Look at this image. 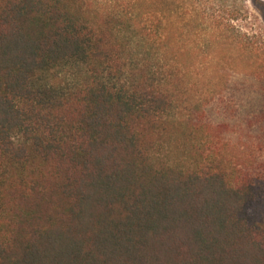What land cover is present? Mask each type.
<instances>
[{"label":"trees","instance_id":"obj_1","mask_svg":"<svg viewBox=\"0 0 264 264\" xmlns=\"http://www.w3.org/2000/svg\"><path fill=\"white\" fill-rule=\"evenodd\" d=\"M125 5L0 0V264H264V37L180 115Z\"/></svg>","mask_w":264,"mask_h":264},{"label":"rangeland","instance_id":"obj_2","mask_svg":"<svg viewBox=\"0 0 264 264\" xmlns=\"http://www.w3.org/2000/svg\"><path fill=\"white\" fill-rule=\"evenodd\" d=\"M125 2L128 13L136 17L128 24H151L157 18L148 32L153 49L148 46L140 54L171 75L178 86L180 115L212 96L222 79L228 80L229 89L204 105V115L222 123V113L237 107L236 89L242 83L256 85L254 78L234 70L239 67L238 51L258 46L253 38L264 37V0H142L149 3L140 7L135 2L137 8ZM152 10L158 16L153 17Z\"/></svg>","mask_w":264,"mask_h":264}]
</instances>
